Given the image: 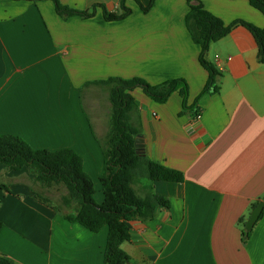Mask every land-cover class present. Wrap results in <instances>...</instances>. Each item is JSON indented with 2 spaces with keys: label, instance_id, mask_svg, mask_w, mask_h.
Returning a JSON list of instances; mask_svg holds the SVG:
<instances>
[{
  "label": "crops",
  "instance_id": "0c3cea01",
  "mask_svg": "<svg viewBox=\"0 0 264 264\" xmlns=\"http://www.w3.org/2000/svg\"><path fill=\"white\" fill-rule=\"evenodd\" d=\"M199 1L226 25L242 20L264 28V16L247 0ZM61 2L115 13L120 0ZM126 4L129 17L107 22L101 7L89 19H65L51 1L0 0V135L21 137L35 150L75 152L98 204L111 112L108 91L94 83L183 78L191 105L208 80L186 27L187 0H155L147 14L134 0ZM257 55L243 26L210 46L221 91L201 99L200 120L180 115L179 93L160 104L141 89L133 92L144 154L183 172L185 181L153 184L171 206L153 221L128 223L131 239L122 247L130 264H264V215L247 243L240 223L264 200V65ZM35 179L0 165V254L11 264H104L108 228L94 234L41 204Z\"/></svg>",
  "mask_w": 264,
  "mask_h": 264
},
{
  "label": "trees",
  "instance_id": "16d2710c",
  "mask_svg": "<svg viewBox=\"0 0 264 264\" xmlns=\"http://www.w3.org/2000/svg\"><path fill=\"white\" fill-rule=\"evenodd\" d=\"M43 1V0H33ZM51 1L57 14L62 18L78 16L89 19L95 15L97 7L103 10L107 22L122 21L132 14L127 0H120L119 10L108 12L104 6H97L93 12L73 9L61 0ZM147 14L155 0H149L144 6L134 0ZM250 5L264 16V0H247ZM189 11L186 15V27L193 42L200 47L199 62L208 73L207 83L193 104H188L189 84L183 78L167 80L158 85H151L142 78L124 79L111 77L94 84L105 88L109 93L111 105L110 128L103 144L104 171L100 178L104 202L98 204L94 198V183L83 170L82 159L72 150L47 151L35 150L24 139L15 135H0V165L9 171L27 170L36 176V181L47 188L63 186L67 194L62 196L61 206L54 205L43 195L34 192L40 203L53 209L70 223H77L88 231L97 234L105 226L108 238L104 251V264H130L131 258L124 251L123 244L131 239L128 223L133 221L149 222L156 219L161 209H169L170 201L155 193V182L182 184L183 172L166 167L150 159L147 155H138L135 148L136 138L141 129L132 120L137 110L133 92L141 89L151 100L164 104L174 93L183 99L180 115L196 117L200 112L199 103L204 96L218 94L221 91V74L208 60L210 46L225 38L234 27L243 26L250 31L258 45V62L264 65V28L242 20L226 25L219 17L207 11L199 0H187ZM148 179V187L136 186L141 179ZM255 207V206H253ZM264 215V210L259 220ZM242 223V242L247 243L252 231L246 230ZM3 223L0 221V231ZM0 264H11L9 259L0 254Z\"/></svg>",
  "mask_w": 264,
  "mask_h": 264
},
{
  "label": "rangeland",
  "instance_id": "374dc122",
  "mask_svg": "<svg viewBox=\"0 0 264 264\" xmlns=\"http://www.w3.org/2000/svg\"><path fill=\"white\" fill-rule=\"evenodd\" d=\"M108 100H109V95H108ZM109 103H110V100H109ZM83 104H84V107H85L86 111L88 112V115L90 117H93V113L91 112V107H90L89 103L87 102V100L85 98H84V103ZM108 110H109V113H110L111 112V105H110V108ZM106 117L110 119L108 114L106 115ZM32 176L34 178H36V176H34V175H32ZM140 182L141 183H145V182L148 183V179L143 178V179H141ZM32 187H33L32 188L33 191H36L37 193H39V194L43 195L44 197L48 198L52 202V204L61 206V208L63 209L64 212L68 211V210H66V208L63 207V205L61 203L62 196L67 194V191H66V189L63 186H53L51 188H47V187H44V186L40 185L35 179L33 184H32ZM136 189H137V187H136Z\"/></svg>",
  "mask_w": 264,
  "mask_h": 264
},
{
  "label": "water",
  "instance_id": "95a60500",
  "mask_svg": "<svg viewBox=\"0 0 264 264\" xmlns=\"http://www.w3.org/2000/svg\"><path fill=\"white\" fill-rule=\"evenodd\" d=\"M135 148L138 155L144 154V140L142 136H138L135 141ZM264 210V200L261 201L251 212L250 217L246 223V230L251 231L255 223L259 220Z\"/></svg>",
  "mask_w": 264,
  "mask_h": 264
},
{
  "label": "built area",
  "instance_id": "2783aa9c",
  "mask_svg": "<svg viewBox=\"0 0 264 264\" xmlns=\"http://www.w3.org/2000/svg\"><path fill=\"white\" fill-rule=\"evenodd\" d=\"M201 115H202V114H201V112H200V113L196 116V119H197V120H200V119H201Z\"/></svg>",
  "mask_w": 264,
  "mask_h": 264
}]
</instances>
